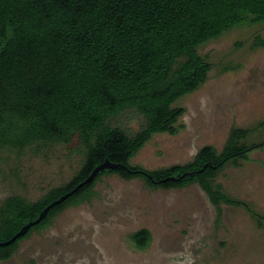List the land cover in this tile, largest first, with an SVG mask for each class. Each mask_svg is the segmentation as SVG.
I'll return each instance as SVG.
<instances>
[{"label":"trees","instance_id":"16d2710c","mask_svg":"<svg viewBox=\"0 0 264 264\" xmlns=\"http://www.w3.org/2000/svg\"><path fill=\"white\" fill-rule=\"evenodd\" d=\"M262 22L264 0H0V153L77 143L83 154L73 177L38 200L14 194L2 202L0 242L98 165L118 164L54 205L26 235L0 247V261L67 207L93 199L96 183L110 174L141 178L151 188L199 184L220 214L222 204L242 206L264 227V214L216 181L229 164L248 161L264 147V140L249 142L264 120L232 127L221 151L206 145L187 163L154 170L132 163L155 134L180 132L186 109L176 102L205 84L213 68L199 48L233 28ZM255 44L264 46V39ZM129 110L145 118L134 134L114 123ZM129 237L139 250L152 242L147 228Z\"/></svg>","mask_w":264,"mask_h":264},{"label":"rangeland","instance_id":"374dc122","mask_svg":"<svg viewBox=\"0 0 264 264\" xmlns=\"http://www.w3.org/2000/svg\"><path fill=\"white\" fill-rule=\"evenodd\" d=\"M264 22L233 28L203 44L199 53L213 68L197 91L176 106L186 109L178 134H155L132 159L154 170L187 163L206 145L221 151L232 127L264 120ZM134 134L145 118L129 110L114 121ZM264 140V127L249 142ZM83 154L77 143L34 146L0 153V205L10 195L30 201L68 182ZM231 196L264 214V147L248 161L229 164L217 177ZM93 199L70 205L49 228L22 240L0 264H264V227L242 206L222 204V213L199 184L151 188L141 178L103 176ZM142 228L152 242L139 250L130 234Z\"/></svg>","mask_w":264,"mask_h":264},{"label":"water","instance_id":"95a60500","mask_svg":"<svg viewBox=\"0 0 264 264\" xmlns=\"http://www.w3.org/2000/svg\"><path fill=\"white\" fill-rule=\"evenodd\" d=\"M118 167V164L112 163L110 161H105L102 164L98 165L90 174V176L83 182H81L80 184H78L72 191L66 193L65 195L61 196L59 199L55 200L54 202H52L50 205H48L45 209L42 210V212L40 213L39 217L34 220L29 222L28 224H26L25 226L22 227V229L16 233L12 238H10L9 240L6 241H1L0 242V247L2 246H9L11 244H13L18 238H20L21 236H24L28 233L29 229L39 223L40 221H42L49 213L50 209L56 205V204H60L63 201H65L68 197H70L72 194H74L80 187H82L86 182L92 181L94 180L98 174L105 170V169H112V168H116Z\"/></svg>","mask_w":264,"mask_h":264}]
</instances>
